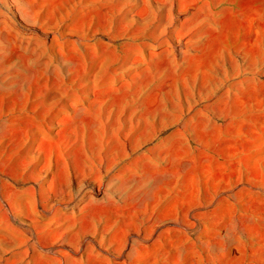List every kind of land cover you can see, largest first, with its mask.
<instances>
[{
    "label": "rangeland",
    "instance_id": "rangeland-1",
    "mask_svg": "<svg viewBox=\"0 0 264 264\" xmlns=\"http://www.w3.org/2000/svg\"><path fill=\"white\" fill-rule=\"evenodd\" d=\"M0 264H264V0H0Z\"/></svg>",
    "mask_w": 264,
    "mask_h": 264
}]
</instances>
